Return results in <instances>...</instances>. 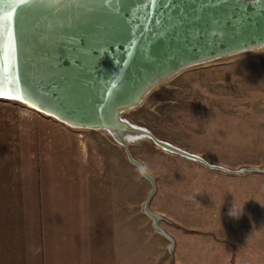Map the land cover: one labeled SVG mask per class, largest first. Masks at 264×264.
<instances>
[{
	"label": "water",
	"instance_id": "95a60500",
	"mask_svg": "<svg viewBox=\"0 0 264 264\" xmlns=\"http://www.w3.org/2000/svg\"><path fill=\"white\" fill-rule=\"evenodd\" d=\"M260 44L264 0H0V93L74 126L126 129L119 109L159 81Z\"/></svg>",
	"mask_w": 264,
	"mask_h": 264
},
{
	"label": "rangeland",
	"instance_id": "374dc122",
	"mask_svg": "<svg viewBox=\"0 0 264 264\" xmlns=\"http://www.w3.org/2000/svg\"><path fill=\"white\" fill-rule=\"evenodd\" d=\"M119 112L126 129L83 128L149 169L148 203L163 214L172 264H211L215 253L233 264L253 253L264 259V44L186 65ZM138 172L141 199L152 182ZM233 206L243 207L239 219Z\"/></svg>",
	"mask_w": 264,
	"mask_h": 264
},
{
	"label": "crops",
	"instance_id": "0c3cea01",
	"mask_svg": "<svg viewBox=\"0 0 264 264\" xmlns=\"http://www.w3.org/2000/svg\"><path fill=\"white\" fill-rule=\"evenodd\" d=\"M83 127L0 97V264H172L174 242L145 211L151 187L138 196L139 166ZM253 254L237 264H264Z\"/></svg>",
	"mask_w": 264,
	"mask_h": 264
},
{
	"label": "clouds",
	"instance_id": "9594fccd",
	"mask_svg": "<svg viewBox=\"0 0 264 264\" xmlns=\"http://www.w3.org/2000/svg\"><path fill=\"white\" fill-rule=\"evenodd\" d=\"M140 171L142 174H146L149 169L147 167L141 166L140 167ZM229 215L233 218L239 219V217L241 215H243V207H235L233 206L230 210H229Z\"/></svg>",
	"mask_w": 264,
	"mask_h": 264
},
{
	"label": "flooded vegetation",
	"instance_id": "af4514ba",
	"mask_svg": "<svg viewBox=\"0 0 264 264\" xmlns=\"http://www.w3.org/2000/svg\"><path fill=\"white\" fill-rule=\"evenodd\" d=\"M133 132H135V131H132L131 133H133ZM118 138H120L119 136H118ZM121 140H122V138H120Z\"/></svg>",
	"mask_w": 264,
	"mask_h": 264
},
{
	"label": "snow or ice",
	"instance_id": "6c2138e0",
	"mask_svg": "<svg viewBox=\"0 0 264 264\" xmlns=\"http://www.w3.org/2000/svg\"><path fill=\"white\" fill-rule=\"evenodd\" d=\"M24 2H27V0H24Z\"/></svg>",
	"mask_w": 264,
	"mask_h": 264
},
{
	"label": "bare ground",
	"instance_id": "6f19581e",
	"mask_svg": "<svg viewBox=\"0 0 264 264\" xmlns=\"http://www.w3.org/2000/svg\"><path fill=\"white\" fill-rule=\"evenodd\" d=\"M79 127V126H78Z\"/></svg>",
	"mask_w": 264,
	"mask_h": 264
}]
</instances>
